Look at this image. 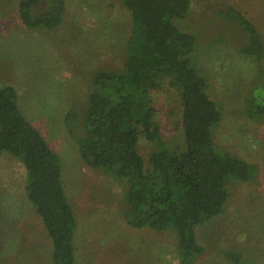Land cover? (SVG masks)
<instances>
[{
    "label": "rangeland",
    "instance_id": "rangeland-1",
    "mask_svg": "<svg viewBox=\"0 0 264 264\" xmlns=\"http://www.w3.org/2000/svg\"><path fill=\"white\" fill-rule=\"evenodd\" d=\"M20 0H0V85L11 84L22 112L61 159L66 195L77 219L76 264H180L172 230L134 229L123 220L124 183L80 157L64 116L82 110L97 68H122L131 15L121 0H65L55 28H30L20 19ZM49 0H39L43 10ZM233 5L264 40V0H190L181 29L196 37L192 60L207 92L222 111L213 130L220 148L257 164L253 180L228 185L224 210L196 226L204 251L195 264H264V118L243 106L256 65L240 51V27L222 10ZM264 66V59H263ZM162 138L184 145L181 103L167 81L151 93ZM153 143L141 138L146 164ZM26 172L17 158L0 155V264H51V245L35 207L26 197ZM226 252L237 253L238 261Z\"/></svg>",
    "mask_w": 264,
    "mask_h": 264
},
{
    "label": "trees",
    "instance_id": "trees-1",
    "mask_svg": "<svg viewBox=\"0 0 264 264\" xmlns=\"http://www.w3.org/2000/svg\"><path fill=\"white\" fill-rule=\"evenodd\" d=\"M131 30L121 69L97 68L83 109L71 108L65 125L81 159L124 183L121 215L131 228L172 230L180 264H195L204 251L196 226L224 210L228 185L253 180L258 166L214 140L222 111L207 92V80L192 60L196 37L181 29L190 0H121ZM20 0L21 21L30 28H55L65 0ZM242 32L240 51L256 65L243 106L249 118H264V40L238 8L222 10ZM167 81L179 95L184 145L170 148L162 138L152 103L153 90ZM153 143L147 164L138 143ZM20 160L26 197L35 207L51 245V264H76L77 219L62 180L61 159L41 131L24 115L11 84L0 85V155ZM234 261L237 253L226 252Z\"/></svg>",
    "mask_w": 264,
    "mask_h": 264
}]
</instances>
